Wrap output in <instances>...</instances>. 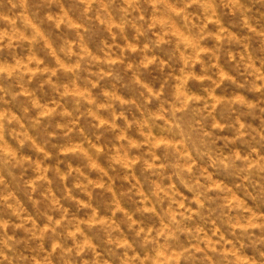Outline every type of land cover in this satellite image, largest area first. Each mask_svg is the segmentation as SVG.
<instances>
[{"label": "clouds", "instance_id": "clouds-1", "mask_svg": "<svg viewBox=\"0 0 264 264\" xmlns=\"http://www.w3.org/2000/svg\"><path fill=\"white\" fill-rule=\"evenodd\" d=\"M0 264H264V0H0Z\"/></svg>", "mask_w": 264, "mask_h": 264}]
</instances>
